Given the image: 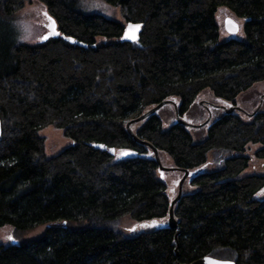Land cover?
I'll return each instance as SVG.
<instances>
[{"label": "trees", "instance_id": "obj_1", "mask_svg": "<svg viewBox=\"0 0 264 264\" xmlns=\"http://www.w3.org/2000/svg\"><path fill=\"white\" fill-rule=\"evenodd\" d=\"M34 1L76 43L20 41L14 22ZM83 1L0 0V230L14 238L0 264H264V174L240 176L248 145L264 159L262 104L222 109L198 141L176 115L168 127L158 114L130 122L173 97L182 118L205 91L234 106L264 81V0H102L121 20ZM219 8L244 20L243 39L221 40ZM127 23L141 24L137 42L122 41ZM49 126L72 141L54 156ZM151 146L191 173L176 229ZM124 219L166 224L133 234Z\"/></svg>", "mask_w": 264, "mask_h": 264}, {"label": "rangeland", "instance_id": "obj_2", "mask_svg": "<svg viewBox=\"0 0 264 264\" xmlns=\"http://www.w3.org/2000/svg\"><path fill=\"white\" fill-rule=\"evenodd\" d=\"M83 4L86 5V8L89 11L100 13L107 17H114L117 20H121L119 9L110 6L102 0H85L83 1ZM45 13V8L38 2L34 1L32 3L27 4L25 8L17 14L14 26L20 41L24 43H35L41 40V38L47 32V25L49 23V20ZM227 17L233 18L238 23L240 27L238 34L230 35L225 31L224 20ZM216 21L219 26L221 40L225 41L231 38H244V20L235 17L234 14H232L229 10L225 8H219L216 13ZM263 100L264 81L256 84L247 92L237 97L234 106H239L248 114H250L252 113V111L256 110L258 106H261V104V109L264 110ZM170 101H173L175 104L176 102H178L177 98L175 97L170 99ZM204 105L208 106L211 113V117L212 119H214L215 117L221 115L222 108L230 107L232 106V103L214 97L210 91H205L197 97L194 106H192L190 111H188L184 116H182L183 120H185L190 125V127H187V129L192 134L195 141H198L197 137L202 136V133L203 138L206 136L208 124L204 125V122L209 118V116L206 110L204 109ZM157 114L162 115V118L164 120V127H168L175 120L174 108L172 104L168 106L166 105ZM137 127L138 124L134 125L133 129H136ZM40 135L45 138V152L47 156L57 155L63 149L72 144V141L69 138H66L60 129H56L52 126L43 129L40 132ZM260 148V144H250L247 146L245 153L250 155L251 160L249 162V167L240 176L264 174V159H259L254 155L255 152ZM152 153L154 154L153 150ZM161 164L163 167L166 168L173 167L172 160L168 157L166 158L165 156L164 159L161 161ZM158 175L161 180L168 183L169 197L171 200L174 199L178 194L179 183L181 182L183 175H181L179 172L172 173L171 171H161L159 168ZM187 179L188 177L185 178L182 184L183 193L191 191V188L188 185L189 180ZM261 197H264V194H261ZM165 224L166 223H164L163 221H155L152 223L146 222L139 224L134 223L128 219H124L121 223V226L125 231L129 233L138 234L139 232L164 226ZM40 229H42V227H38L37 229H35V231L28 233L27 240L32 239V236L39 235L41 233ZM8 237H11L12 239H8ZM13 240L14 238L12 236L11 228L3 227L0 230V242L10 243Z\"/></svg>", "mask_w": 264, "mask_h": 264}, {"label": "water", "instance_id": "obj_3", "mask_svg": "<svg viewBox=\"0 0 264 264\" xmlns=\"http://www.w3.org/2000/svg\"><path fill=\"white\" fill-rule=\"evenodd\" d=\"M53 21L54 20L52 18H51V20H49V23L47 25V32L41 38V40H40L41 42H43L45 40H48L50 38H58L59 36H61L65 41H69L70 43H76V41L73 40L72 38H68V37H65L63 35H60V32L57 29L56 22L54 21V24H53ZM230 21L232 23H230ZM137 26H139V27H137ZM237 26H238V30H237ZM224 29H225V31L228 34H230V35H236V34L239 33L240 27H239L238 23L233 18L227 17L224 20ZM140 32H141V24H137V23H127L125 25V27H124V31H123V35H122V38L121 39H122V41H125V42H131V43L137 42L138 39H139ZM57 33H58V35H57ZM45 37H47V38L45 39ZM169 102H171V101H168L167 100V101H164V102L160 103L159 105H157L155 107H152V108L148 109L145 113H143L142 115H140L136 119L131 120L130 122L131 123L141 122V121L145 120L146 118H148L150 115H156L158 113V111L165 104H167ZM259 107L257 108V110L259 109ZM174 109H175V112H176V121L178 123L186 126V127H190V125L185 120H183V118H181L178 115V110H177L176 104H174ZM222 109L226 113H232L234 111H236L238 113L245 112L239 106H230V107H225V108H222ZM247 115H250V114H247ZM211 118H208L204 122V125L209 124ZM127 126H129V123L127 124ZM1 131H2V127H1V120H0V136H1ZM131 135H133V134L131 133ZM98 148L101 149V150H105L106 149L102 145H99ZM151 149L154 152L155 160H156L157 164L159 165V169L161 171H171V172L179 171V169L176 168V167H172V168L163 167L162 164H161V161L159 159V156L157 154L156 149L153 146H151ZM112 153H114V151H112ZM181 172H183V177L181 179V182L179 183L178 194L176 195V197L170 203V210H169V217H168V227L171 228V229H176L177 228V225H178L177 224V221L175 220V218L173 216V207H174V204L181 197L183 181L185 180V178L191 176V173L188 172V170H182ZM191 264H235V263L233 261H230V260H221V259H217V258H213V257H202V258H200V259L192 262Z\"/></svg>", "mask_w": 264, "mask_h": 264}, {"label": "flooded vegetation", "instance_id": "obj_4", "mask_svg": "<svg viewBox=\"0 0 264 264\" xmlns=\"http://www.w3.org/2000/svg\"><path fill=\"white\" fill-rule=\"evenodd\" d=\"M206 112H207L209 118H211V113H210L208 106L206 107ZM174 115H176V112H174Z\"/></svg>", "mask_w": 264, "mask_h": 264}, {"label": "snow or ice", "instance_id": "obj_5", "mask_svg": "<svg viewBox=\"0 0 264 264\" xmlns=\"http://www.w3.org/2000/svg\"><path fill=\"white\" fill-rule=\"evenodd\" d=\"M45 15L47 16V13H45ZM48 19L49 20H51V17H48ZM230 23H232L231 21H230ZM53 24H54V21H53ZM137 27H139V26H137ZM237 30H238V26H237ZM57 35H58V33H57ZM47 37H45V39H46ZM261 194H264V193H261ZM8 239H12L11 237H8Z\"/></svg>", "mask_w": 264, "mask_h": 264}]
</instances>
